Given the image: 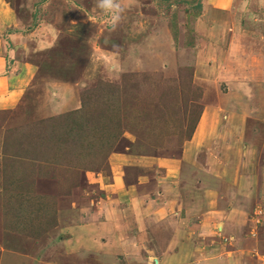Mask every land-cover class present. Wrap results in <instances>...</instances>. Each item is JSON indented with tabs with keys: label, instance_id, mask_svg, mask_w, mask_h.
<instances>
[{
	"label": "rangeland",
	"instance_id": "1",
	"mask_svg": "<svg viewBox=\"0 0 264 264\" xmlns=\"http://www.w3.org/2000/svg\"><path fill=\"white\" fill-rule=\"evenodd\" d=\"M0 1L4 74L29 82L0 110V264H264V0H125L115 30L96 0ZM124 155L104 192L96 174L116 184ZM137 177L155 189L129 221ZM104 193L107 222L89 217Z\"/></svg>",
	"mask_w": 264,
	"mask_h": 264
},
{
	"label": "crops",
	"instance_id": "2",
	"mask_svg": "<svg viewBox=\"0 0 264 264\" xmlns=\"http://www.w3.org/2000/svg\"><path fill=\"white\" fill-rule=\"evenodd\" d=\"M78 1V0H77ZM81 1V0H80ZM217 0H213L212 1V6H214V7H212V8H214V10H218V12H219V10L220 11H225L226 9H227V7H229L230 5H229V3L231 4V2H230V0H218L217 2H216ZM68 3H70L69 1H67ZM73 4H72V6H73V8L74 9H77V11L78 12H82L83 10H85L84 9V4L82 5V1L81 2H79V4L80 5H82V7H80L79 5H77V4H75V2H73V1H71ZM4 3V2H3ZM3 3H2V6H0V9L2 10V13L3 14H12V12H11V7H10V4L12 3V2H9V3H4V4H6V8H5V6L3 5ZM71 4V3H70ZM0 5H1V1H0ZM15 13V12H14ZM74 24V23H73ZM13 31H16V29H14ZM17 31H20V30H17ZM9 33L10 32H12V31H8ZM15 33V32H14ZM13 35V34H12ZM12 35H10L9 36V34H8V37H9V40L11 41V43H9V45L10 46H8L9 47V49L8 50H12V49H14L16 46V43H14L13 42V39H12ZM10 41H7V42H10ZM4 47H6V46H4L3 45V47H2V44H1V46H0V59H4V60H6V62L4 63V65H1V62H0V65L2 66H0V73L1 74H4V73H7V66H9L10 65V63H11V59H9V57L11 56L10 55V51H9V54H7L6 52H5V50H4ZM11 47V48H10ZM4 54H6V56L4 57ZM25 66H28V64H26ZM27 68V67H26ZM10 69V68H9ZM3 70H4V72H3ZM256 71H260L261 69L259 68V67H257L256 69H255ZM11 73V72H10ZM11 75V76H10ZM9 76L7 75H0V93L1 92H3L2 94V98H0V110H10V109H13V108H15V106H14V104H19L18 102L21 100V98H22V96H23V94H24V92H26L25 90L27 89V87H28V85H29V82L27 81L26 82V79H27V77H28V72H24V74H23V72L22 73H20L18 76H16V75H14V74H10ZM212 75H210V74H208V76L207 75H205V78H210ZM14 77V78H13ZM13 78V79H12ZM207 81H208V79H207ZM25 95V94H24ZM11 102H12V105H11ZM8 103H10V104H8ZM13 106V107H12ZM212 110V109H211ZM214 110V109H213ZM212 110V111H213ZM211 111V112H212ZM211 112L210 113H207V115H206V121L203 123V127H202V123H201V128H202V133H200L201 135H199V139H198V141H199V143H204V142H206L209 138H210V134H207V136H206V138L204 139V133L206 132V131H209L210 132V130H212V129H214V127H215V130L217 129V126H218V122H216L215 123V125H213L212 123H211V126H210V116H211ZM213 115L215 116V113H214V111H213ZM214 121H215V118L213 119ZM206 124H208V129L209 130H206V128H207V125ZM215 133H216V131H215ZM201 136V137H200ZM203 136V137H202ZM190 148V147H189ZM191 149V148H190ZM195 149V148H194ZM254 149V148H253ZM252 149V153L254 152V153H256L254 150ZM193 150V149H192ZM196 150V149H195ZM230 151L231 152H235L236 153V155H238V153H237V150H231L230 149ZM117 156H119V155H117ZM185 157V156H184ZM123 158H124V162H120V164L119 165H117V166H115L114 167V165H112L111 166V168L113 167V169L115 170V181L113 180V183L115 182H117L116 184H111V182H112V179H110V176H108V177H105L102 173H97L96 175V178H99L98 180H101V190H103L104 192H110V190H111V188H113V186H116L117 187V184L118 183H120V177L121 178H123V175H124V171L123 170H125L126 169V164L127 163H132L133 165H134V158L131 156V155H124L123 156ZM140 158H144V156H141ZM163 158V157H162ZM126 160H130V161H126ZM162 164V163H161ZM164 166H168L169 164H166V163H164L163 164ZM176 165H177V162L176 163H173L171 166H170V169H168L167 168V176L168 177H171V172H173V171H175L176 170ZM243 165H244V163H242V162H240L239 163V167H238V169H237V175L235 176V177H239V178H241L242 176L244 177L245 175L243 174ZM250 166H252V164L250 163L249 164ZM141 166V165H140ZM122 168V175L121 176H118V175H116V173H117V170H118V168ZM110 175H111V172H110ZM157 175V171H156V173L153 175L154 177H152V178H148L147 180H148V182H150L151 183V181H153V180H157V178H158V176H156ZM250 178V188L251 189H253V190H251L253 193H254V190H256L257 189V187H259V186H261L259 183H258V181L256 180V177L255 178H253V176H251V177H249ZM142 177H137V180L135 181L136 182V184H131V185H126V183H125V185L123 184V186L125 187V189L123 190V189H121V191H123V192H121V194L122 195H124L125 197V200H122L121 201V208H122V210H127L128 212H127V216L129 217V221H131V220H133L132 218H134L133 216V214H134V211H136V218L138 219L139 217H138V215L139 214H144V201H145V199H146V196H149L150 195V197L152 198V196H151V194L153 193V189H155V187H152V190L151 191H147V188H146V190H145V187H146V185H147V183H145L146 181L144 180V179H142ZM150 180V181H149ZM124 181V180H123ZM171 181V180H170ZM174 181V180H173ZM160 182L161 181H158V182H156L157 184H160ZM225 183V182H224ZM244 184H246V182L244 183ZM153 186H156V185H153ZM245 186V185H244ZM151 187H149V188H151ZM142 188V189H141ZM105 189H106V191H105ZM218 190H220V189H218ZM119 191H120V189H119ZM112 192V191H111ZM118 192V191H117ZM147 192V194H145ZM108 194L109 193H104V196H102V197H100L101 198V201H103L104 203H107V205L106 206H104V207H102V208H97V209H95L94 211H92L91 213V215H89V217H92V216H95L96 215V213L98 214V216L100 217V218H102L103 220L102 221H104V222H107L108 220L106 219V218H108V217H110L111 219L113 218V216H114V214L117 212V210H115V206H116V202L114 201V199L116 198V195L114 196V193L112 194V201H111V199H110V197L108 196ZM254 194H256V192L254 193ZM97 199V198H96ZM141 200V201H140ZM143 201V203H140L139 204V202H142ZM255 202V201H254ZM122 203H123V205H122ZM139 204V205H138ZM255 204H256V202H255ZM242 205V204H241ZM137 206H139V207H137ZM134 207L136 208V210H134ZM107 208H108V210H107ZM110 208V209H109ZM97 211V212H96ZM80 213V216L82 217L84 214H85V211H84V209H82V211L81 212H79ZM137 213H138V215H137ZM79 216V217H80ZM155 220H157L156 222H155ZM159 223V219L156 217V218H153L152 219V222H149L148 224H149V226L151 227V229L149 230V232L147 231V233H148V236L150 237L151 236V233L153 232H155L156 231V229H155V225H157ZM144 227H145V225H143ZM149 226H147V227H149ZM145 233H143L142 235H144ZM89 236V235H88ZM147 236V237H148ZM127 239H132V237H130L129 235L127 236ZM127 245V244H126ZM92 246H95V244H94V242L92 243ZM119 246H120V249H117L118 251H120L121 252V254H122V243H119ZM117 250H115L116 252H118ZM114 250H112L111 252H110V254L112 255V254H114V252H115ZM125 252V251H124ZM124 254V257H128V258H130L131 257V254H134V253H132V251H128L127 253H123ZM232 261L230 262V264H233V259H231ZM187 261V260H186ZM183 262H184V259H183ZM237 262H238V264H241L240 263V261H239V259H238V257H237ZM158 264H161V263H159V261H158Z\"/></svg>",
	"mask_w": 264,
	"mask_h": 264
},
{
	"label": "clouds",
	"instance_id": "3",
	"mask_svg": "<svg viewBox=\"0 0 264 264\" xmlns=\"http://www.w3.org/2000/svg\"><path fill=\"white\" fill-rule=\"evenodd\" d=\"M96 7L102 12L103 18L112 30L120 23L127 7L125 0H96Z\"/></svg>",
	"mask_w": 264,
	"mask_h": 264
},
{
	"label": "trees",
	"instance_id": "4",
	"mask_svg": "<svg viewBox=\"0 0 264 264\" xmlns=\"http://www.w3.org/2000/svg\"><path fill=\"white\" fill-rule=\"evenodd\" d=\"M174 2H175V0H174ZM17 31V30H16ZM199 121H200V118L197 116L196 118H195V120H194V122H193V128H196L195 126H197V124L199 123ZM82 126H83V123H79V128L80 129H82ZM78 128V127H77ZM66 141H67V139H66ZM74 148H76V146L74 147ZM85 147H83L82 149H84Z\"/></svg>",
	"mask_w": 264,
	"mask_h": 264
},
{
	"label": "bare ground",
	"instance_id": "5",
	"mask_svg": "<svg viewBox=\"0 0 264 264\" xmlns=\"http://www.w3.org/2000/svg\"><path fill=\"white\" fill-rule=\"evenodd\" d=\"M207 115V114H206ZM206 117V116H205ZM206 121V118L204 119V121L202 122V127H203V123Z\"/></svg>",
	"mask_w": 264,
	"mask_h": 264
},
{
	"label": "water",
	"instance_id": "6",
	"mask_svg": "<svg viewBox=\"0 0 264 264\" xmlns=\"http://www.w3.org/2000/svg\"><path fill=\"white\" fill-rule=\"evenodd\" d=\"M155 263L158 264V260L157 259H155Z\"/></svg>",
	"mask_w": 264,
	"mask_h": 264
}]
</instances>
